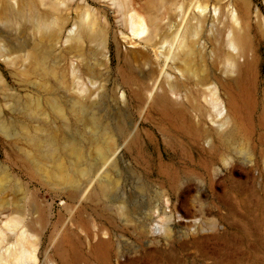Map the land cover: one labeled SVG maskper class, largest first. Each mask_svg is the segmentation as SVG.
Returning a JSON list of instances; mask_svg holds the SVG:
<instances>
[{"label": "rangeland", "instance_id": "rangeland-1", "mask_svg": "<svg viewBox=\"0 0 264 264\" xmlns=\"http://www.w3.org/2000/svg\"><path fill=\"white\" fill-rule=\"evenodd\" d=\"M251 6L253 52L245 59L258 58L254 87L229 84L233 75L223 57L210 56L211 44L205 55L209 77L233 100L227 128L211 121L193 80L182 105L165 112L148 105L140 72L151 66L134 56L147 55L156 67L154 52L129 44L114 19L107 59L95 38L79 50L89 68L84 77L107 86L94 111L72 112L81 104L69 69L74 53L52 47L44 88L30 61L23 73L24 65L0 58L1 222L19 215L38 232L39 264L47 256L57 264H264V32L256 17L259 10L264 18V0ZM4 29L30 47L29 23ZM128 77L136 80L121 106L114 94ZM61 162L71 189L60 177ZM87 186L93 194L85 200L80 190ZM164 209L173 215L167 233L155 230ZM99 238L106 241L100 249Z\"/></svg>", "mask_w": 264, "mask_h": 264}, {"label": "bare ground", "instance_id": "bare-ground-1", "mask_svg": "<svg viewBox=\"0 0 264 264\" xmlns=\"http://www.w3.org/2000/svg\"><path fill=\"white\" fill-rule=\"evenodd\" d=\"M73 3L77 4L76 7ZM256 17L259 29L264 32V18L259 10ZM112 19L120 26L121 34L129 44L142 45L154 52L155 68L149 56H134V60L140 58L145 67L151 66L147 72L142 67L140 72L148 105L161 108L162 112L182 105L188 98L183 92L186 81L193 80L200 88L204 109L211 121L221 129L232 123L233 100L225 91L226 101L219 81L209 77L205 55L208 44H211L210 56L223 57L225 72L233 75L228 83L254 87L258 58L245 59L248 52H253L251 0H0V58L16 69L21 68L19 63L23 66L30 61L33 74L41 78L38 86L44 88L46 77L51 75L49 57L52 47L55 45L60 52L74 53L69 58V69L81 104L72 112L94 111L107 95V86L98 83L91 75L86 76L87 79L84 77L89 68L79 50L86 38H95L100 53L107 59ZM22 21L29 23L30 47L11 39L16 35L4 29L6 26L17 27ZM242 58L244 62H241ZM124 59L131 65L132 56ZM24 67L22 72L26 73L28 67ZM135 80L128 77L125 84L118 85L114 95L121 106L129 103L131 85ZM3 88L5 79L0 72V89ZM54 108L63 115L68 112L60 102ZM2 130L7 134L10 131L5 126ZM63 164L60 163V177L67 189H71L72 179ZM80 191V197L85 200L93 194L91 186ZM76 193L70 195L76 197ZM172 218L173 215L164 209L155 219L158 224L155 230L169 232ZM39 236L21 216L9 215L1 222L0 213V264H39ZM105 244L106 241L99 238L95 247L100 249ZM46 263L57 264L50 256H47Z\"/></svg>", "mask_w": 264, "mask_h": 264}]
</instances>
